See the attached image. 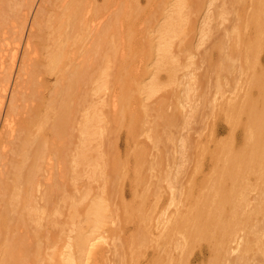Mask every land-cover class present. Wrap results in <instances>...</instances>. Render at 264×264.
<instances>
[{"label":"bare ground","instance_id":"1","mask_svg":"<svg viewBox=\"0 0 264 264\" xmlns=\"http://www.w3.org/2000/svg\"><path fill=\"white\" fill-rule=\"evenodd\" d=\"M94 1H96V0H94ZM87 2H88V0L87 1L86 0H0V50L1 51H3L4 49H6L7 47L10 46L11 35L13 36V38H11V40H13L15 43L14 50L16 49V47L18 49L19 46L21 45V42H22L24 36H25V32L28 31L27 29H30L29 30L30 32L28 34V38H27V41L25 44V48H24V54L22 55L23 58H21L19 71L17 73L15 81H14V77H13V72L15 70L16 62L18 59L17 58L18 52L13 50L15 53H14V55H12V58H11L12 59L11 66H10L11 68L8 67L9 70H7V71L4 70V69H7L4 67V64L6 62V61L4 62L5 58H3V55L2 56L0 55V76H1L0 77V206H1L0 211H2V212H0V214L2 215V217H0V221L2 222L0 224V237L2 236V239H3V237H5L4 238V244H2V245H5L4 248L1 249V246H0V249L2 250L0 252V254H1L0 264H12L9 262L12 261V256L14 254H16V255H14V258L17 259L16 261L19 260V263H17L14 259L13 264H111V259L107 255L108 250L106 249V246H104V245L108 243L107 239L110 237H112V239H114L113 240V243H114L116 237L118 238V234H117L119 232L118 230H120L122 228V227H118V225L114 226L115 223H118L117 221H120V220H118L120 215L118 214L117 209H113L111 207L112 206L111 205L112 199H114L112 197V195L114 193L118 192V189H119L118 185L116 184V182H117L116 180L120 174L119 171L122 168V166H121L122 164L120 165L119 158L116 156H115L116 157L115 159L113 157V161H112V159H110L112 161V165H113V167L111 168L112 171L110 172V170L108 169L109 172H107L109 175L111 174L109 177L111 180L106 177L107 176L106 173L104 174V175H106L105 176L106 179L110 180V188L107 189V187H103L102 190L99 192V191H94V189H91L90 187H86V193H85V196H86V214H85L84 218H82L83 219L82 221L84 224L81 223L82 225L74 227L76 234L73 237H68L67 240H65V238H64V239H61L58 241L56 237H54L53 235L50 236L48 234L50 237H48L49 239L47 240V242H48L47 245H49L48 249L50 251L45 246L47 249L46 251H49L47 253L45 251L46 257H42L43 251L41 252V248H42V250L44 248L40 247V246H42L43 243H42V245L40 244L41 242L39 243L38 240L40 238H38V240H37V237L35 236L36 233H34L36 240L34 241L33 239H31L32 242H30L31 240L28 237H25L26 240L24 239V237L15 239L14 238L15 235H13V234L16 232L12 233V231L16 230V228L18 231V228H19L16 226V228L14 229V227H12V224H14V223L15 224L18 223L20 225H21V223H23V225H21L23 227H24V223H25V226L28 227L27 223L39 222L38 217H40L41 212H46V210H47L46 208H44L45 207L44 205H47L49 207L48 209H51V210L53 209L52 213L53 214L55 213L54 207L53 208L51 207L52 203L55 204L54 202H52V197H53L52 195H54V192H56L55 189L53 188V186L55 185L54 184V180H55L54 178H56L55 177V175H56L55 169H56V166L59 163V161H61L60 164H62L64 166L65 161H63V159L66 160L65 159L66 155H67L66 152H68L69 150L70 151L72 150L71 148L67 149L66 148L67 145L68 144H70V145L75 144L71 140L72 137H75V134H73L71 132V130L74 128L73 127L74 124L77 123V122H75V120H76L75 118L77 115L79 116V119H78V116H77V119H78V122L80 121V123H79L80 128L77 125L76 126H77L78 131H80V133H78V134H80L79 136L81 138H80V140H78L77 146L75 147L77 150L74 149V152H72L73 151L72 150L71 153L74 154L75 151L77 153L78 147L80 145L79 141L81 142V145H80V149L77 153L78 156H76L77 160H75V164L77 166H80V168L82 166L86 165V167L81 168V169L85 168L84 170H86V169H89L90 164H93L96 162V161L93 162V160L97 159V157H95V159L90 158V154L92 153V150H94V148H92L91 145L89 146V144L86 143V140L89 139L93 133V131L91 132V130H92L91 126L94 124L93 123L94 121L92 119L94 117H92V116L88 117V119L86 120V112L83 113V111L80 110L82 112L81 114L79 113L81 115V117L77 113V112H79V109H81V108L82 109L84 108V110H86V106H85L86 104L83 105L82 107L80 106L81 108L79 106H78L79 108L78 107L76 108L73 105L76 102H78V100L80 98L82 101L81 105L85 102L84 100L86 97L85 96L86 93H85V95H83L84 91L81 90V87H82V89L84 87L85 92H86V88H85V85L83 83H86V81H87L86 75L88 74L90 76L89 72L88 73L86 72V71H88V70H86V65L88 63L87 64L83 63V62H82L83 64L81 63V61H87L86 58L88 57V56L86 57V46H87L86 45V34H88V33H86V28H88V27H86V23H87V26L89 23L88 20H87L88 22H86V18H87L86 13L88 12V10L86 9V7H88V6H86ZM129 2H131V4H132L133 1H129ZM162 2L164 3L166 1L161 0V3ZM176 2L178 3L177 0H176ZM235 2L236 1H234V3ZM263 2H264V0H254V2H253L254 3L253 4L254 9L251 10L253 12L250 11L252 18H253L252 19L253 23L248 22V24L251 23V25H253L252 28H254L253 34H255V37H254V39L252 37L251 42L246 45V50L248 52V56L250 55V53L252 54L251 56H254L253 52H255L258 49L257 47L260 46L259 43L264 42V18H263L264 17V7H263L264 3ZM120 3H121V1H120ZM120 3H118L119 6H121L123 4V3H121V5H120ZM125 3L126 2H124V7H125V5H127V7H125V8H128V9L124 10V12L126 11L128 13V10H130V9L132 11L133 10L131 7L132 5L130 3L129 4H127V3L125 4ZM198 3H199V1H198ZM234 3H232V4H234ZM243 3H246V2H243ZM92 4L93 3H91L90 5H92ZM150 4H151V2H150ZM167 4H169V3H167ZM236 4H237V2H236ZM90 5H89V7H90ZM163 5H165V3ZM169 5L171 6V4H169ZM229 5H230V3H229ZM92 6H94V5H92ZM128 6H130V7H128ZM148 6H149V4H148ZM172 6H171V8H173ZM122 7H120V9H119V7L117 9L115 8V10L116 11L119 10V12L124 14V15H129V17L127 16V20H129L128 23L130 22L129 25L131 26L132 23L130 20H131L132 16L130 15V11H129V14L124 13L123 10L121 12ZM124 7H123V9H124ZM137 7H135V10L138 11L139 9H137ZM150 7H152V5ZM187 7L188 6H186V8ZM193 7H194V5H193ZM232 7H233V5H232ZM243 7H242V9H243ZM93 8L94 7H92V9ZM99 8H101V7H99ZM99 8L96 7L97 11L95 10V12H97V13L99 12L98 14H100V12L103 10L102 8H101L102 10H100ZM103 8H104V6H103ZM105 8H106V6H105ZM177 8H178V6L174 9L177 10ZM246 8H245V11L246 10L248 11L249 8L248 7H246ZM92 9H91V11L88 12V14L92 15V13L94 12V10H92ZM98 9H99V11H98ZM165 9H167V8H164V10ZM178 9H180V8H178ZM89 10H90V8H89ZM135 10H134V12H135ZM168 10H170V9H168ZM181 10H178V11H181ZM194 10H195V8H194ZM194 10H193V12H194ZM116 11H114V12L119 13ZM103 12H105V13H103ZM147 12L148 11H146V13ZM174 12L175 11L173 10V13ZM101 13L106 14V11L104 10ZM120 13H119V15H122ZM159 13H160V10H159ZM183 13H185V12H183ZM191 13H192V10H191ZM30 14H32V18H33L32 22L29 21V18L31 19V17H29V16H31ZM160 14H162V13H160ZM90 15H88V16H90ZM111 15H114V14H111ZM119 15L116 16V14H115L114 16L110 17V19H109L110 22L105 21L108 23L107 25L109 28L108 27L105 28V26L103 25L104 22L100 23V24H102V26L106 30H108V29L110 30L112 28L113 31L108 30L109 33L110 32L114 33V31H115L114 29L116 27H117L116 29L119 31V29H118L119 26H116L118 24V22H117V24L115 23L116 20H118V21L120 20ZM98 16H97V18H98ZM140 16H141V14H140ZM163 16H164V14H163ZM248 16H250V15H248ZM101 17H102V14L100 16V19H101ZM124 17H126V16H124ZM124 17L122 16V18H121V19H123L122 21H125L126 18L124 19ZM179 17H181V16H179ZM179 17L177 18L178 21L182 20L181 19L182 17L180 19H179ZM111 18L115 19V20H112ZM128 18H130V19H128ZM169 18L170 17H168L166 19L164 18L166 20L164 22H168V24H166V26L164 24L165 28L163 27V24L159 23L162 26L161 28L162 29L164 28L162 33L164 34L163 36L165 38L164 39L162 38L161 41H163V40L167 41V40H165L166 34H168V36H170L169 34L172 35V33H173V35H174V33H177V31H180V28H178L179 30H177V27H179V26L178 25L176 26V24L180 25L182 23V21H179L180 22L179 23V22H177V19H172V21H171V18L170 19ZM91 19H92V17H91ZM162 19H163V17H162ZM206 19H207V17H206ZM139 20H141V19H139ZM173 20L176 22L173 23ZM241 20H242V18H241ZM100 21H98V22H100ZM111 21H115L114 23H115L116 27L113 25V23H111ZM133 21L134 20H132V22ZM250 21H251V19H250ZM126 22L127 21L124 22L125 25H126ZM146 22H148V21H146ZM161 22L164 23L163 21H161ZM119 23L122 24L121 27L124 26L123 23L121 22V20ZM140 23H142V22L140 21ZM105 25H106V23H105ZM129 25L127 26L128 28H129ZM182 25H183V23H182ZM98 26H99V28H98ZM100 26L101 25L98 24L97 28L92 27L93 31H94V29H99L98 32H97V30L95 32H93L96 34V36L94 34V36L96 38L93 40L97 41V44H98V42H101V40H102V42L103 41L106 42L107 40H105V38L106 37L108 38V36L110 37L109 39H110L111 45L114 46V43L116 41H118V42L120 41V43H121V40H120L121 38L119 39V36H118L121 31H119L118 34L112 33L115 37H117L116 39H118V40L112 39L113 42L115 41L114 43H112L111 37L113 35L110 36L108 31L105 30V33L108 35V36H105L106 34L102 33V32H104V30L102 31V29H101L102 26H101V28H100ZM242 26H245V25H242ZM247 26H249V25H247ZM113 27H114V29H113ZM121 27H120V29H121ZM133 27H134V24H133ZM133 27L131 26V28H133ZM161 28H158V31H160L158 33V35L162 34L161 30H160ZM92 30H91V33H92ZM144 30L146 31L145 28H144ZM88 31H89V29H88ZM118 31H115V33ZM122 31H124V29ZM130 31H132V29H130ZM133 31H134V29H133ZM125 32L126 31H124V33ZM126 33H128V32H126ZM134 33L135 32H133L132 35H134ZM152 33L154 35L155 32L153 31ZM122 34H123V32H122ZM122 34H121V37H122ZM142 34L140 33L138 35H142ZM102 36L104 37V39L103 38L100 39ZM114 36L112 38H114ZM126 37L127 38H125V36H124V37H122V39L125 38L126 40H129L128 35ZM148 37H149V35H148ZM156 37L160 39L161 36L160 37L156 36ZM129 38L131 39V36ZM133 38H135V37H133ZM170 38L171 37H169V39ZM125 39H123L124 43H125ZM148 39H150V38H148ZM252 39H253V41H252ZM152 40H154V39L152 38ZM13 41H12V43H13ZM154 41L156 43V40H154ZM157 41H158V39H157ZM87 42H89V41H87ZM110 42L108 40L106 43L109 45ZM148 42L152 43V41H150V40ZM94 43L96 44V42H94ZM155 43H153V44H155ZM165 43L166 42H164V44H162V45H164V47H159L158 49H157V46L160 45L159 42H158L156 47H153L154 45L149 44V43H148V45L152 46L153 49L156 48L157 51H159V53L160 52L162 53L161 55L163 56V58L167 59L168 57L170 58V56H167V55L171 54L170 53L171 50L169 51V54H167L168 53L167 50L169 49L167 47L171 43H170V41H167L166 44ZM244 44H245V42H244ZM117 45H121V44L117 43L115 46H117ZM129 45H130V43H129ZM131 45H130V47H131ZM138 45H140L139 42H138ZM166 45H167V47H166L167 49L165 48ZM261 45H263V44H261ZM101 46L99 45L100 48L99 47H94V48H95V50H101V48H104L103 46H106V45L104 44ZM140 47H138V48L141 49ZM145 48H146V46H145ZM148 48H147V50H149ZM255 48H257V49L255 50ZM40 49L43 52L42 56H40L42 58H40L39 56L34 58V55L38 54ZM109 49H110V47H109ZM116 49H118V47H116ZM132 49H133V47H132ZM10 50H11V48H10ZM91 50H93V49H91ZM95 50H93V51H95ZM107 50L108 49H106V53H107L106 56L111 57L108 55L109 54L111 55V52L113 50H115V48L113 47V49H111L112 51L109 52V54H108ZM150 50H152V49L150 48ZM133 51H134V49H133ZM89 52H90V50H89ZM125 52L126 51L124 50V53ZM135 52H137V51H135ZM138 52H139V50H138ZM149 52H151V51H148L147 54H149ZM152 52L155 53L156 51L152 50ZM130 53H132V51ZM256 53L257 52H255V55H256ZM242 54H243V52H242ZM119 55H120V53H119ZM137 55L138 54H136V56ZM154 55L156 56V54H154ZM154 55H152V56H154ZM157 55L158 56L156 57V59L162 58L161 56L159 57V54H157ZM4 56H6V55H4ZM121 56H122V54H121ZM246 56H247V54H246ZM112 57H114V56H112ZM142 57L143 56L141 55V57H139V58H142ZM148 57L150 58V56H148ZM254 57H256V56H254ZM38 58H40L41 62H39V60H38V62L36 61V59H38ZM119 58H121V57H119ZM127 58H129V57H127ZM132 58H136V57L134 56ZM146 58H147V56H146ZM171 58H173V60H174V57H171ZM218 58H220V57H218ZM116 59H118V58H115L114 60H116ZM142 59H144V58H142ZM158 59L154 63H156V62L159 63L161 59H159V62H158ZM164 59H163V61H165V63L162 62V65L160 64L161 66L158 65V66H160L159 67L160 69L163 68V66H166L165 65L166 63L170 64V65L173 64L170 62V61H172V59L171 60L169 59L170 63H168V60L166 61ZM232 59L234 60L235 58H232ZM232 59H230V60H232ZM237 59H238V57H237ZM121 60L122 59H120V61ZM154 60H155V58H154ZM252 60H256V59H252ZM34 61L36 63H34ZM124 61H126V60H124ZM127 61H126L125 66H127V70H128L129 69L128 67L130 65L127 64L128 63ZM132 61H130V62L132 63ZM176 62H177V59H176L175 63ZM91 63H92V60H91ZM143 63L145 64V62H143ZM227 63L229 64L230 62L227 61ZM108 64H110V63L108 62ZM228 64H226V65H228ZM231 64H232V62H231ZM250 64H248V65H250ZM102 65H104V64H102ZM91 66H89V67L91 68ZM107 66L108 65H106L105 67H102L103 69L101 68L102 70L100 69V72H98L99 74H97V75H99L101 82L103 80L106 81V79L108 78L107 76L109 75V73H108L107 69L109 67H107ZM112 66H110V67H112ZM118 66L122 68L123 65L120 66V64H119ZM131 66H130V68H131ZM134 66L135 65H133L132 67L134 68ZM151 66H149L150 69L148 68V66L145 67L148 70L144 69V71H146L145 72L146 76H147V74H151L150 78L151 77H153L152 79L155 78L154 82L150 81L151 82V83H149L150 86L146 85L147 87H149L148 89L150 91H152V90L154 91V88H156V86H157L155 81H157L156 78H158V76L155 77V75H152V74L155 72L158 73L157 72L158 67L155 68V66H156L155 65L154 70L156 69V71H153L152 70L153 68L151 69ZM176 66H177V64H176ZM239 66H240V64H239ZM258 66H260V65H258ZM168 67H169V65H168ZM171 67H170L171 71L174 69L177 70V68L172 69ZM230 67H232V65ZM243 67H245V65ZM99 68H100V66H99ZM121 68H120V70H118V72L120 71V73L123 72V70L121 71ZM166 68H167V66H166ZM166 68L164 71L166 72V74H168V72L170 70L167 71ZM240 68H241V66H240ZM117 69H118V67H117ZM224 69H228V68L225 67ZM230 69H233V68H230ZM127 70H126V72L128 73L129 70L128 71ZM140 70L141 69H139V71ZM176 70H174V71L176 72V76H177V71H179V69L177 71ZM221 70H222V68H221ZM245 70H247V69H245ZM91 71H92V73H94L93 70H91ZM131 71H129L130 75H127V73H126V76H128V77H126L124 75L125 72H124V74L122 73V75H123L122 79L120 78V73H117L118 75L115 76V78L117 77V79H116V81H113L112 84L114 83V86H115V83H116V85H117L116 88L118 87L116 92H115V95H113V99L115 96L117 97V98L115 97V100H116V105L118 108V110L116 109L117 111L114 110V113L116 112L115 113L116 115L120 113V114L125 116V118L127 120V122H126L127 135L130 139L131 138L134 139L139 133L138 125H139L142 117L144 116L145 113H147L148 110L147 109L146 110H142V109L140 110V108H135V107L132 108L131 107V106L135 105L136 101L139 99L138 95H141L142 92L145 91L144 86H143V82H141L142 78L139 80L136 79L138 74H136V78H135V75H133L134 72L132 71V73H131ZM171 71H170V74L171 73L175 74L174 71H172V72ZM226 71L227 70H225V72ZM252 71H254V70H252ZM111 72H112V70H111ZM235 72H237V69ZM240 72H241V69H240L239 73ZM96 73H97V71H96ZM141 73L144 74L143 72H141ZM213 73L215 74L217 72L213 71ZM250 73L251 72H249L248 74H250ZM170 74H168V75H170ZM173 74H171V76L168 78L173 79L172 77L175 76V75L173 76ZM218 74L219 73H217V78H218ZM245 74H247V72ZM252 74H253V76L249 80V84H248L249 89L247 87L248 90L246 89V91H244L245 94L242 95V97L240 96V98L238 100L236 98H232V99L230 98V100L225 102V104L223 105V109H221L223 111V114L225 113L224 119L226 118V120L230 124V133L229 134L231 136L230 137L228 136V138L225 140H221V141L216 140L217 142L216 143L214 142L215 145H214V148L212 149L213 151H211V149L209 151H204L202 149L204 153L206 152L205 155H208L205 157V159H207L211 163L210 165L212 167H211L210 171L212 174L210 172L209 173H210L211 178H213V180L210 179L211 182L209 180L210 183H208L207 180L204 179V180H206L207 183L205 182V184L202 186V183L199 184L200 182H198L199 185H197V186H198V188L200 187V189H199L200 191H201V189H203V190L205 189V191H207L208 193H204L205 191L202 192L203 191L202 190L201 191L202 195L200 193H199L200 195L197 194V195H199V200L196 197V198H194L195 201H193V202L191 201L192 203L189 201L190 205H188V206H190V207L186 208V209H188V211L186 210V213L184 211L182 214V212L179 211L180 213L177 212L176 213L177 215L175 214V217L172 216V217L168 218L167 216H164L168 219H166V221L164 223H161L160 228L157 227V231L158 230L159 231L156 233L153 232L152 230H149V228H147L148 227V226H146L148 224L147 223L146 225L144 224V227L142 225L139 226L140 228L138 229V234H136L137 237L135 236L136 238H134L132 236L131 237L129 236L126 238L124 236L126 239L123 237L124 238V240H123V239H121V237H119L118 239L120 241V245H116V243L112 244V246H113L112 254L114 256V260L112 259V261L113 262L115 261L114 264H123L121 261L117 262V259H119V258H117V256L124 253V251H125L124 247L125 246H127L129 248L131 246L130 250H131V256H132L133 261L130 264H222V262L224 263L225 261L226 262L228 261V263L230 264V261L232 260V258L234 256L233 253H236V255H237L234 258V260L236 262L239 260L243 261L244 258H246V260L251 258V256H249V254H251V252L254 249H255L254 253L251 254L252 260L256 259V258L253 259V254H255V256L260 255V256H262L261 258L264 259V223H263L264 220L262 221V219H261V216L264 218V70L261 69V70L255 71ZM228 75H229V72H228ZM25 76H26V78H25ZM27 76H29L30 79H27L28 78ZM110 76H111V74H110ZM91 77H92V75H91ZM143 77H145V76L143 75ZM93 78H94V76H93ZM96 78H98V76ZM53 79H54V81H52ZM113 79H114V77H113ZM171 79H169V80H171ZM94 80L96 81V79H94ZM176 80H178V79H175V81ZM171 81L170 82L168 81L169 84L171 83ZM50 82H52V84H50ZM30 83H31V85H29ZM144 83H145V81H144ZM82 84L84 86H82ZM219 84H218V86H219ZM12 86H13V88H12ZM104 86H105V84H104ZM223 86H224V84H223ZM218 89L219 88H217V90ZM27 90H29V91L27 92ZM101 90H102V88H101ZM77 92H81L83 94L82 95L79 94V98H78ZM146 92H147V90H146ZM237 96H239V95H236V97ZM76 97L78 100L76 99ZM75 99L77 101L73 102ZM58 100L59 101L61 100L60 105H58V103H60V102H58ZM114 103H115V101H114ZM131 103H133V105ZM161 103H164V102L161 101ZM140 104L141 103H139V105ZM75 105L77 106L80 104L78 102V104L76 103ZM73 106H74V108H73ZM76 109H78V110H76ZM155 110H156V108H155ZM179 112H181V111L179 110ZM3 113H5V115L2 117ZM163 113L164 112H162V114ZM75 114H77V115H75ZM160 114H159V116L157 114V116L160 117ZM173 115H178V113L173 111ZM120 116H119V118H120ZM161 116H163V115H161ZM178 117H179V115H178ZM242 117H244V119L246 120L245 123H244V119ZM167 118H166V120H167ZM120 120L122 121V118ZM166 120H165V122L168 123V125L174 123L173 120H170V119H169V121L168 120L166 121ZM77 129H75V130L77 131ZM236 129H240L243 131V134L239 136V137L242 136L241 140H239L238 137L236 138V133H235ZM67 130H68V132H67ZM66 132L67 133L70 132V134H67ZM233 133H235V134H233ZM61 134L62 135L63 134L64 135L65 134L71 135L72 137L70 136L71 138L70 139L68 138V141H71L74 144L70 143V142H67L68 144H63V141H61V139L63 140L65 137L64 138L60 137ZM86 136H87V138H86ZM235 139L236 140L238 139L239 141L237 140L238 141L237 142ZM187 140L188 139H185L186 142H187ZM59 141L61 144H59ZM65 141H67L66 138H65ZM70 145H68V147H70ZM65 148L67 149V151L65 150ZM207 152L209 154H207ZM136 153H135L136 157H135V165H134L135 166L134 168H136V170L134 169V171H136L135 172L136 174L134 173V178L138 182H141L142 178H140V177H141V173H142V170H141L142 164L141 163L139 164L138 162L144 158L145 152H144V150H139ZM204 153L202 154V156H204ZM64 155H65V157H64ZM118 156L120 157V155H118ZM98 159H99V157H98ZM120 159H122V158L120 157ZM108 160L109 159H107V161ZM207 160H205V161H207ZM90 161L93 163H90ZM201 161H203V159L199 161L200 162L199 164H201V166H202L203 162L201 163ZM106 162H105V164H106ZM94 165L95 164H93V166ZM96 165H97L96 167L94 166L96 169H98V167H101L100 165L98 166L97 163H96ZM62 168H64V167H60V169L62 170L61 173L64 172ZM77 168H79V167H77ZM124 168H125V166H124ZM202 168H204V167H202ZM73 169H74V167H73ZM106 169H107V166H106ZM196 169H199V166ZM74 170H76V169H74ZM74 170H73V172H74ZM69 171H70V169H69ZM103 171L105 172V170L102 169V173H103ZM199 171H200V169L196 172L200 173ZM201 171H204V169ZM46 172H47V178H45V180H47L46 183L48 185H47V187L44 188L41 180L45 176L43 178L40 176L45 174ZM121 172H122V170H121ZM123 172H124V169H123ZM95 173H93V174H95ZM97 173H96L95 177H97ZM169 173H168V176L170 178V175H172V174H169ZM201 174H203V173L201 172ZM256 174H257V176H256L257 183H255V184H257V185L255 186L252 183L253 182L252 179H255V178H253L254 177L253 175H256ZM62 175H64V173ZM121 175H123V174L121 173L120 176ZM175 175H174V177H177ZM89 176H90V174L88 175V177ZM165 176L167 177V175H165ZM64 177H65V175H64ZM123 177H125V176H123ZM195 177H193V178H195ZM204 177H206V176H204ZM40 178H42V179H40ZM169 178L167 177V179H169ZM193 178H192V180H194ZM207 178H209V177H207ZM119 179H122V177ZM139 179H141V180H139ZM172 179H174L173 183H175L176 182L175 178L172 177ZM45 180H43V182H45ZM56 180H55V182H56ZM62 180H60L61 186H59L61 188L63 186ZM108 180H107V182H108ZM170 180H171V178H170ZM256 180H255V182H256ZM196 182H197V180H196ZM202 182H204V181L202 180ZM168 183H170V187H172V190H173V187L175 186V184H173L171 182H168ZM56 184H57V182H56ZM108 184H109V182H108ZM180 184H182V183H180ZM189 184H191V182ZM103 185H105V184H103ZM254 186H255V188H254ZM195 187H193V188H195ZM56 188H57L56 190L58 192L61 191V190H58V187H56ZM175 188H174V190H175ZM193 190H195V189H193ZM255 190L258 191V193L255 194V192H253L254 193L253 195H255V196H253L252 191H255ZM61 192L59 194H61ZM189 192H192V189H189ZM134 193H135V191H134ZM172 193L175 194V192H172ZM190 194L193 195L194 193L193 194L190 193ZM190 194L188 193V195H190ZM85 196L83 198H85ZM134 196H136V195H134ZM146 199H147V195H146V197L144 195L143 200H141L140 205L137 207L138 209H136L134 212V213H138L137 218L140 217V220H144L143 215L145 216V214H143V215H141V214L143 213V209L146 208V206H147V200ZM190 199L191 198H189V200ZM194 199L192 198L191 200H194ZM196 200L198 202H196ZM42 201H43V204H42ZM172 201H173V199H172ZM42 205L44 206L43 208H42ZM41 208L45 211L41 210ZM55 209H56V207H55ZM40 210H41V212H40ZM75 210H76V207H75ZM39 212H40V214H39ZM52 213H51V216H53ZM184 213H185V215H184ZM79 214H80V211H79ZM135 215L133 214L132 217H136ZM80 217H78V219ZM240 219L246 221L247 223H244V221H242V223H240ZM146 220H147V217H146ZM46 223H48V222H46ZM57 223H59V222H57ZM244 224H245V229L247 228L246 227L247 225L252 227L253 233H255L254 236H251L250 232H252V231L246 232L247 230H244V228L242 227ZM253 224H255V225L252 226ZM51 225H52V223H51ZM54 225L56 226L57 224H54ZM2 226H6L5 229L3 228L5 232H3V230H2ZM158 226H159V224H158ZM31 227H32V225H31ZM254 227H255V229L257 228V230H255ZM12 228L14 230H12ZM35 229H38V228H35ZM51 229H53L52 230V233H53L54 228L51 227ZM20 230H21V228H20ZM38 230H37V232H38ZM135 231H137V230H135ZM28 232H29V230H28ZM32 232H33V230H32ZM242 232H243V234H242ZM11 233H12V235H11ZM39 233H40V231H39ZM119 234L121 235V233H119ZM18 235H19V232H18ZM20 236L21 235H19L18 237H20ZM38 237H41V233H40V236H38ZM32 238H34V237L32 236ZM118 239H117V242L119 243ZM130 239H131V244H130ZM161 239H164V241H165V239H167L166 240L167 243H168V240H171L174 243V246H176V248L179 250V252H178L179 257L178 258H177V255H176V258H173V255H172V260H174V261L176 260L175 263H170L172 261L169 260L170 261L169 262L166 258H160L162 256L157 257V255H160V253H162V250H164V249H161L158 247L162 246L161 245L162 243L165 246L167 244L163 241L159 245V241ZM1 241H3V240H1ZM202 241L203 242L205 241V242L203 243ZM12 242H14L13 244H15V248L17 250L16 249H14V250H16V252H13V251L9 252V250H10L9 246H10V244H12ZM196 243L198 244L197 250H200V252H196V246H195V245H197ZM202 243L206 244L204 246H205V249L207 248V253L209 255V257L206 256L207 258L204 256L205 253H203L204 249L202 248L203 247ZM199 245H202V247ZM165 246H164V248H165ZM133 248H136V250H134ZM162 248H163V246H162ZM159 250H161V251H159ZM109 252L111 253V247H110ZM164 252H165V250H164ZM231 254H232V256H231ZM9 256H11V260H10ZM168 256H169V254H168ZM115 257L117 259H115ZM140 257L142 258V260L140 259ZM165 260H167V261H165ZM232 262H233V260H232ZM248 263H249V261H248ZM253 263H255V262H253ZM239 264H241V263L239 262ZM242 264H243V262H242Z\"/></svg>","mask_w":264,"mask_h":264},{"label":"rangeland","instance_id":"2","mask_svg":"<svg viewBox=\"0 0 264 264\" xmlns=\"http://www.w3.org/2000/svg\"><path fill=\"white\" fill-rule=\"evenodd\" d=\"M120 1H121V3H123L122 5H121ZM129 1H133L134 3L132 2V4H131V2H129ZM129 1L128 0H126V1L125 0H108V1L107 0H96V1L88 0V2H87L86 6H88V7H86V9L88 10V12L91 11L92 7H94L95 9L94 8L92 9V10H94V12L92 11L93 12L92 15L88 14V12L86 13V17H87L86 22L89 21L88 26L86 23V27H88V28H86V33H88V34H86V45H87L86 46V57L88 56L86 58V60L88 62L87 61H81V63L83 62V63L89 64V65L88 64L86 65V70H88L86 72L87 73L89 72L90 76L86 73L87 74L86 76L88 78L86 77L87 81H86V83H83L85 85L86 92H85L84 87H83V89L81 87V90L84 91V94L81 93L82 91L77 92L78 98H79V94L85 95V93H86V95H85L86 97L84 100L86 103L83 101L84 103L81 105V102H82L81 98L78 100L76 97V99L78 100L80 105H77V106L75 105L76 103L78 104V102H76L77 101L76 99L73 101V102H76L73 105L77 108L78 106L82 107L83 105L86 104L85 105L86 110H84V108L82 109L80 107L81 109H79V112H77V113L81 114L82 113L81 111H83V113L86 112V120L88 119V117H91V116L94 117V118H92L94 121V122L92 121L94 123V124L92 123L93 127L91 126V128H92L91 132L93 131V133H92L91 137L89 138L90 140L89 139L86 140V143L89 144V146L91 145L92 148H94V150H92L93 154L90 152L91 153L90 158L95 159V157H97V159H98V157H99L98 160L97 159L93 160V162L96 161L95 163H93L91 161H90V163L95 164L94 165L95 167L97 166L96 165V163H97L98 166L100 165L101 167H98V169H96L93 166V164H90V167L88 166L89 169L84 170L85 168L84 169H81V168L86 167V165H84L80 168V166H77L75 164V160H77L76 156H78L77 153H78V151L80 149V145H81V142L79 141L80 145L78 147L77 153H76V151L74 154L71 153L72 150H73L72 152H74V149L77 150L75 147L77 146L78 140H80V138H81L79 136L80 134H78V133H80V131H78V129H77V126L78 127L80 126V124H79L80 121L78 122L79 116L77 114H75L78 116V119L76 116L75 119L77 121L75 120V122H77V123L74 124L73 129L74 130L77 129L78 132L76 130L74 131L73 129L72 130L70 129L71 132L73 134H75V137H72L71 135H66V134L60 135V137H62V138L65 137L67 140V141H65V138L63 140L61 139V141H63V144H68L67 142H70V143L74 142L75 144L74 143H73L74 145L71 144L72 146L70 144H68V145H70V147H68V145H67V147H66L67 149H70V148L72 149L71 151L69 150L68 152H66L67 149L65 148V150H66L65 152L67 153L65 159L67 161L63 159V161H65L64 166L62 164H60L61 161H59V163L57 164L56 169H55V174H56L55 177L56 178H54V179L55 180L57 179L56 180L57 184L54 180L55 185L53 186V188L55 189L56 192H54V195H52L53 196L52 202H54L55 204L52 203V205H51L52 208L54 207L55 213L53 214L52 213L53 209L52 210L48 209L49 207L47 205H44L45 207L42 205V208L44 207L47 210H46V212H41V210H43L41 208L40 212H41V214L42 213L43 214L41 215L39 212L40 217H38L39 218L38 219L39 222H37L38 224L35 222L27 223L28 227L25 226V223H24V227L21 226V225H23V223H21V225L18 223L12 224V227H14V229L16 228V226L19 227L18 231H17V228H16V230H14L12 228V230H14V231L11 230L12 233L16 232L13 234V235H15V237H14L15 239L24 237V239L26 240L25 237H28V238H30V240L33 239L35 241L36 240L35 236L37 237V240H38V238H40L38 240L39 243L41 242L40 243L41 245L43 243V245L40 247L44 248L43 250L41 248V252L43 251L42 257H46V253L50 251L48 249L49 245H47L48 244L47 240L49 239L48 237L53 235L54 237L57 238L58 241L61 239H64V238H65V240H67L68 237H73L76 234L74 227L84 224L82 221L83 220L82 218H84V216L86 214V196H85L86 187H90L91 189H94V191H99V192L102 190L103 187H107V189L110 188V180L111 179L109 177L111 174L109 175L107 172H109V170H110V172L112 171L111 168L113 167V165H112L113 157H114V159L116 157L119 158L120 165L122 164L121 165L122 166V168H121L122 172L120 169H119L120 170L119 172H120V174L121 173L123 174L121 176L119 174V176L116 180L117 181L116 184L118 185L119 189H118V192H116L112 195V197L114 199H112V202H111V205H112L111 207L113 209H117V212L120 215V217L118 218V220H120V221H117L119 224L115 223V225H114V226L118 225V227H122L120 230H118L119 231L117 233L118 238L121 237V239H123V240L125 237L127 238L129 236L136 238L137 237L136 234H138V229L140 228L139 226L142 225L144 227V224L146 225L147 223H148L146 225V226H148L147 228H149V230H152L153 232L156 233L159 231V230L157 231V227L160 228L161 223H164L166 221V219H168L172 216L175 217V214L177 212L180 213L179 211H181L182 214L184 211L186 213V210L188 211V209H186V208L190 207V206H188V205H190L189 201L190 202L195 201L194 198H196V197L199 200V195L205 191V189L204 190L201 189V191L203 190L201 192L199 190L200 187L198 188L197 185L202 183V186H203L205 184L206 180L208 183H210L211 180H213V178H211V176H210V173H211L210 169L212 166L210 165L211 163L207 159H205V157L208 155H205L206 152L204 153L203 150L209 151L211 149V151H213L212 149L214 148V145L217 141L225 140L228 138V136L229 137L231 136L229 134L230 133V124L226 120V118L224 119L225 113L223 114V111L221 110V109H223V105L225 104V102L230 100V98L231 99L236 98L238 100L240 98V96L242 97V95L245 94L244 91H246L247 87L249 89L248 84H249V80L253 76L252 73H254L255 71L261 70V69L264 70V42L259 43L260 46L258 45L259 46V47H257L258 49L255 48V50L257 49L255 51V52H257L256 55H255V52H253L254 56H256L257 58L254 56H251L252 55L251 53H250V55H249L250 57H249L248 52L246 50V45L251 42L252 37H253V39L255 37V34H253L254 33V28H252L253 25H251V23L248 24V22H252V19H253L252 15H251V12H253V11H251V10L254 9V7H253L254 0H177L178 3L176 2V0H174V1L173 0H165L166 2H164V3L166 6L163 5L164 4L163 2L161 3V0H135V1L129 0ZM162 1H164V0H162ZM198 1H199V3H198ZM234 1H236L237 4H236V2L234 3ZM242 1L246 2V3H243ZM124 2H126L127 4L130 3L132 5L131 7L133 10L132 11H131V9L128 10V13L126 11L124 12V10L128 9V8H125V7H127V5H125V7H124ZM150 2H151V4H150ZM231 2L234 4H232ZM91 3H93L92 5H94V6L90 5ZM118 3H120L121 6H119ZM167 3L171 4V6L173 5L172 6L173 8H171V6ZM229 3L231 6L229 5ZM148 4H149V6H148ZM89 5H90V7H89ZM151 5H152V7H150ZM176 5L180 9H178V8H177V10L174 9L177 7ZM193 5H194V7H193ZM232 5H233V7H232ZM98 6L101 7L103 10L101 8H99ZM103 6H104V8H103ZM105 6H106V8H105ZM122 6L124 7V9ZM134 6L137 7V9H139L138 10L139 12L137 10H135ZM186 6H188V7L186 8ZM96 7L102 11L105 10L106 14H103L105 12L101 13L102 11L100 12V14H98L99 12L98 13L95 12V10L97 11ZM118 7H119V9H120V7H122L121 12L123 10V12L126 14H129V11H130V15L132 16V17L130 16L131 17L130 21L132 23V25H131L132 27L134 24L133 28H131V26L129 25L130 22L128 23L129 20H127V16L129 17V15H124V14L120 13L119 10L116 11L115 8L117 9ZM128 7H130V6H128ZM239 7L241 9L243 7L244 10L243 9L241 10ZM246 7L249 8L248 11L247 10L245 11ZM263 7H264V4H263ZM89 8H90V10H89ZM164 8H167V9L164 10ZM194 8H195V10H194ZM99 9H98V11H99ZM168 9H170V10H168ZM172 9L175 12L176 11L177 12L173 13ZM134 10H135V12H134ZM159 10H160V13H162V14L159 13ZM178 10H181V11H178ZM191 10H192V13H191ZM193 10H194V12H193ZM114 11L119 12L122 15H119V13H115ZM146 11H148V12L146 13ZM183 12H185V13H183ZM94 13L95 14L97 13V14L95 15ZM101 14H102V17L100 19ZM111 14H114V15L116 14V16L119 15L121 22L125 26V27L124 26L121 27L122 24L119 23L120 20L119 21L116 20V22L111 21V23H113L114 26H115V23L117 24V22H118V24L116 26H119L118 29H119V31H121L120 34L118 35L119 39L121 38L120 39L121 43H120V41L119 42L114 41L115 43L112 41V39L118 40V39H116L117 37H115L113 35V34L119 33V31L116 29L117 27L115 26L116 28L114 29V27H113V29L115 31H118V32L115 33V31H114V33L113 32L109 33L110 30L111 31H113V30L111 27H110L111 29L109 30L108 29L109 27L107 25L108 23L105 22V21L110 22L109 21L110 17L114 16ZM140 14H141V16H140ZM163 14H164V16H163ZM30 15L31 16H29V17H31V19L29 18V21L32 22V19H33L32 14H30ZM88 15H90V16H88ZM248 15H250V16H248ZM97 16L99 19L97 18ZM122 16L123 17L126 16V17H124V19L126 18L125 21H127L126 25L128 24L129 28L132 29V31L134 29V31H133V32H135L134 35H132L133 32L130 31V29L127 27L128 25L126 26L124 24L125 21H122L123 20V19H121ZM179 16H181L182 18ZM91 17L94 21L91 19ZM162 17H163V19H162ZM168 17L171 18V21H172V19H177L178 17H179V19L181 18L182 20H179V21H182L183 25L181 23L180 24L182 26L181 27L179 24H176V26L177 25L179 26V27H177V30H179L178 28H180V31H177V33H174V35H173V33H172V35L169 34L170 36H168V34H166L165 40L170 41V43H171L168 47H167V45L165 46V48L166 47L169 48L167 50L168 51L167 54H169V51L171 50V52H170L171 54H169V55L166 54V55L170 56V58L174 57V60H173V58H171L172 61H170V62L173 64L170 65V64L166 63L165 65L167 66V68H166V66H163V68L160 69L159 67L162 65V62L165 63V61H163L164 58L161 55L162 53L161 52L159 53V51H157V49L159 47H164V45H162V44H164V42L167 43V41H164V40L161 41V39L165 38L163 36L164 34L162 33V31L165 28L166 24H168V22H164V21H166L165 19ZM206 17H207V19H206ZM240 17L242 18V20ZM248 17L251 19V21ZM128 19H130V18H128ZM139 19H141V20H139ZM112 20H115V19H112ZM132 20H134L133 21L134 23L132 22ZM98 21H100V22H98ZM140 21L142 23H140ZM146 21H148L149 23ZM161 21H163L164 23H162ZM179 21L177 19V22H179ZM103 22H104L103 25L105 26V28L108 27L107 29L109 31L106 30L102 26V24H100ZM175 22L176 21L173 20V23H175ZM105 23H106V25H105ZM159 23L163 24V27H164L163 29L161 28L162 26ZM96 24L97 25L99 24L102 26V28L100 26L102 31L104 30V32H102L100 30L102 33L106 34L105 33V30H106V31H108L110 36H112V35L114 36V38H112L113 36L111 37V41H112V43H114V46L111 45V42L109 39L110 37L106 34L105 36H108V38L106 37L105 40H107V41L109 40L110 44L108 45L106 43L107 41L102 42V40H101V42H98V44L100 43L99 44L100 46L105 44L106 46H103L104 48H101V50H95L94 47H99V45L97 44V41L93 40L96 38L95 37L96 34L93 32H95L96 30H97V32L99 31V29H94V31L92 30L94 27L97 28ZM164 24H165V26H164ZM241 24L245 25V26H242ZM247 25H249V26H247ZM120 27H121V29H120ZM98 28H99V26H98ZM144 28L146 29V31L144 30ZM158 28H161L160 29L161 33H162L161 35L160 34L158 35V33L160 32V31H158ZM88 29H89V31H88ZM123 29H124V31H126L128 33L125 32L126 33L125 34L124 31H122ZM27 30L28 31L25 32V36L21 42V45L19 46L20 49L19 48L17 49V47H16V49L14 50L15 43L13 40H11V38H13V36L11 35V37H10V46L11 47L6 46L7 48L6 47L5 48L7 50L6 49H4L3 51L0 50V55L1 56L3 55V58H5L4 62L6 61L4 64V67L7 68V69H4L6 71L9 70L8 67L11 66V61H12L11 58H12V55H14V53H15L14 51L18 52V54H17L18 59L16 62L15 70L13 72L14 81H15V78H16L17 73L19 71L21 58H23L22 55L24 54L25 44H26V41L28 38V34L30 32L29 31L30 29H27ZM91 30H92V33H91ZM153 31L156 34L154 33V35H153V33H152ZM122 32H123V34H122ZM140 33L141 34L143 33L144 35L143 34H142L143 36L138 35ZM94 34H95V36H94ZM121 34H122V37L125 36V38H127L126 36L128 35L129 40H126L125 38H123V39H125L126 44L123 42ZM148 35H149V37H148ZM130 36H131L132 40L134 39L133 41L129 38ZM132 36L135 38H133ZM156 36H158V37L161 36V37L159 39ZM169 37H171V38L169 39ZM102 38L104 39L103 36L100 39H102ZM148 38H150V39H148ZM152 38L154 40H156V43L154 40H152ZM157 39H158V41H157ZM253 39H252V41H253ZM149 40L152 41V43L148 42ZM12 41H13V43H12ZM87 41H89V42H87ZM94 42H96V44ZM128 42L130 43V45L133 43L131 45V47H130ZM138 42L140 45H138ZM158 42L160 44L159 46H157ZM244 42H245V44H244ZM117 43H119L121 45L115 46ZM148 43L154 45L153 47L157 46V49L156 48L153 49L152 46L148 45ZM153 43H155L156 45ZM261 44H263V45H261ZM145 46H146V48H145ZM109 47H110V49H109ZM113 47L115 48V50L112 51L111 49H113ZM116 47H118V49H116ZM132 47H133L134 51H133ZM138 47H140L141 49H139ZM10 48H11V50H10ZM147 48L149 50H147ZM150 48L152 50H155L156 52L155 53L152 52V50H150ZM91 49H93L95 51H93ZM106 49H108L107 50L108 54H109V52L112 51L111 55L110 54L108 55L111 57L106 56V54H107ZM89 50H90V52H89ZM124 50L126 51L125 53H124ZM138 50H139V52H138ZM131 51H132V53H130ZM135 51H137V52H135ZM148 51H151L152 53L149 52V54H147ZM114 52L115 53L117 52L116 53L117 55ZM242 52H243V54H242ZM119 53H120V55H119ZM42 54H43V52L40 49L38 54L34 55V58L37 56L40 57V56H42ZM121 54L123 57L121 56ZM136 54H138V55L136 56ZM140 54L143 56L142 58H144L145 60L142 58H139V57H141ZM144 54L147 56V58ZM154 54H156V56ZM157 54H159V57L161 56L163 58V59L159 58L162 60V61L160 60L161 63L159 62L158 58L157 59H158L159 63H157V62L154 63L157 60L156 59V57L158 56ZM246 54H247V56H246ZM4 55H6V56H4ZM152 55H154L155 57ZM112 56H114V57H112ZM118 56L121 58H119ZM134 56L136 58H132ZM148 56H150V58ZM127 57H129V58H127ZM218 57H220V58H218ZM237 57H238V59H237ZM40 58H42V57H40ZM40 58L36 59V61L38 62V60H39V62H41ZM113 58L114 59L118 58V59L114 60ZM154 58H155V60H154ZM170 58L168 57L167 59H164V60H166V61L168 60V63H170L169 62ZM232 58H235V59L233 60ZM120 59H122V60L120 61ZM123 59L126 61L128 60L127 64H129L130 66L131 65L136 66V67L134 66V68L131 66V68H130V66L128 65L129 66L128 70L131 71L133 69L132 71L134 72L133 75H135V78H136V74H138L139 77L137 76L136 79L139 80L142 78V81L141 80L140 81L143 82V86L145 89V91H143L141 95H138L139 99L136 101V104L133 105V103H131L133 105L131 107L132 108L133 107L140 108V110L141 109L142 110H146V109L148 110L147 113L144 114V116L142 117V119L138 125L139 133L134 139H132V138L130 139L127 135V131H126L127 120H126L125 116L120 114V113L117 115L115 114L116 112L114 113V110H116V109L118 110V108H117L116 100H115L116 96L113 99V95H115V92H116L118 87L116 88V86H117L116 83L114 86V83L112 84V82L116 81L117 77L115 78V76L118 75L117 73H120V71L118 72V70H120V68H121L118 66L119 64H120V66H122V65L124 66V67L122 66V68H121V71L123 70V72L120 73V78L122 79V76H123L122 73L124 74V72H125L124 75L126 76L127 66H125L126 61H124ZM176 59H177V62L175 63ZM230 59H232V60H230ZM252 59H256V60H252ZM91 60H92V63H91ZM129 60L130 61L133 60L132 63ZM227 61L230 62L229 63L230 65L227 63ZM108 62L110 64H108ZM143 62H145V64ZM231 62H232V64H231ZM34 63H36V62L34 61ZM238 63L240 64L241 68H240ZM102 64H104V65H102ZM176 64H177V66H176ZM226 64H228V65H226ZM248 64H250V65H248ZM106 65H108L107 67H109L107 69L109 75L107 76L108 77L107 79L105 78L106 81L103 80L102 81L103 83H102L100 78H99V75H97V74H99L98 72H100V69L102 67H105ZM158 65H160V66H158ZM168 65H169V67H168ZM231 65H232V67H230ZM242 65L243 66L245 65V67H243ZM258 65H260V66H258ZM89 66H91V68ZM99 66H100V68H99ZM110 66H112V67H110ZM147 66H148V68H149V66H151V69L153 68L152 69L153 71H156V69L154 70V66H155V68L158 67V70H157L158 73L155 72L156 74L155 73L152 74V75H155V77L158 76V78H156L157 81H155L157 86H156V88H154V91L153 90L150 91L148 89L149 87H147L148 85L150 86L149 83H151L152 81L154 82V80H155V78L152 79L153 77L150 78L151 74H147V76H146V74H145L146 71H144V69L148 70L147 68H145ZM117 67H118V69H117ZM170 67L172 69H174V68H177V70L179 69V71L174 69L177 71V76H176V72L174 70H172L175 72V74L171 73V74H173V76L175 75L174 77H172L173 79L168 78L171 76ZM225 67L228 69H224ZM165 68L167 69V71L170 70L168 72V74H170V75L166 74V72L164 71ZM221 68H222V70H221ZM230 68H233L234 70L230 69ZM139 69H141L142 71L141 70L140 71L143 72L144 74H142L139 71ZM236 69H237V72H235ZM240 69H241V72L239 73ZM245 69H247L248 71ZM91 70H93L94 73H92ZM111 70H112V72H111ZM225 70H227V71L225 72ZM252 70H254V71H252ZM96 71H97V73H96ZM129 71H128L127 75H130ZM132 71H131V73H132ZM213 71L219 73L218 78H217V73L214 74ZM228 72H229V75H228ZM246 72H247V74H245ZM249 72H251V73L248 74ZM110 74H111V76H110ZM91 75H92V77H91ZM143 75L146 78L143 77ZM93 76H94V78H93ZM97 76H98V78H96ZM27 77H28L27 79H30L29 76H27ZM113 77H114V79H113ZM126 77H128V76H126ZM25 78H26V76H25ZM94 79H96V81ZM169 79H171L172 81ZM175 79H178V80L175 81ZM167 80L169 82L171 81V83L169 84V82ZM52 81H54V79ZM144 81H145V83H144ZM222 83L224 84V86ZM50 84H52V82H50ZM83 84H82V86H84ZM104 84H105V86H104ZM218 84H219V86H218ZM29 85H31V83ZM100 87L102 88V90ZM12 88H13V86H12ZM217 88H219V89L217 90ZM146 90H147V92H146ZM28 91L29 90H27V92ZM236 95H239V96L236 97ZM113 100L115 101V103ZM161 101L164 103H161ZM58 102H60V103H58V105H60L61 100L60 101L58 100ZM139 103H141V104L139 105ZM74 106H73V108H74ZM155 108H156V110H155ZM76 110H78V109H76ZM179 110L181 112H179ZM156 111L157 112L159 111L161 114L159 112L157 113ZM173 111L177 112L179 117H178V115H173ZM162 112H164L166 115L164 113L162 114ZM157 114H158V116L160 114V117H158ZM4 115H5V113H3L2 117ZM161 115H163V116H161ZM119 116H120V118H119ZM80 117H81V115H80ZM167 117L170 120H173L174 123L168 125V123L165 122ZM121 118H122V121L120 120ZM168 118H167V120L169 121ZM242 118L244 119V117H242ZM245 122H246V120L244 119V123ZM67 132H68V130H67ZM235 133H236V138L238 137V139L241 140L242 136L241 137H239V136L243 134V131L240 129H236ZM235 133H233V134H235ZM67 134H70V132ZM70 136L72 137L71 140L73 142L68 141V138L69 139L71 138ZM86 138H87V136H86ZM185 139H188L187 142L185 141ZM59 144H61L60 141H59ZM139 150H144V152H145L144 158L138 162L139 164L140 163L142 164V167H141L142 173H141V177H140V178H142L141 182H138L134 178V173L136 172V171H134V169L136 170V168H134L135 167L134 166L135 165V157L137 154L136 152H138ZM203 153H204V156H202ZM117 154L120 155V157L122 159H120V157ZM207 154H209V153L207 152ZM64 157H65V155H64ZM107 159H109V160L107 161ZM110 159H112V161ZM202 159H203V161H201V163L203 162V165L201 166V164H199L200 163L199 161ZM205 160H207V161H205ZM105 162H106V164H105ZM106 166H107V169H106ZM124 166H125V168H124ZM198 166L200 169V171H199L200 173L196 172L199 170V169H196ZM60 167H64L62 169L64 171L63 173H64L66 178L64 177V175H62L63 173H61L62 170L60 169ZM73 167L76 170H74ZM77 167H79V168H77ZM202 167H204V168H202ZM69 169H70V171H69ZM102 169L105 170V172L103 171V173H102ZM123 169H124V172H123ZM203 169H204V171H201ZM73 170H74V172H73ZM95 170L98 173L100 171L101 172L98 174ZM94 171L97 173V177H95L96 173ZM201 172L203 174H201ZM93 173H95V174H93ZM105 173L107 176L104 175ZM168 173L172 174V175H170L171 180L168 176ZM89 174H90V176H89L90 178L88 177ZM165 175H167V177L169 179H167V177ZM174 175L177 177H174ZM105 176L107 178H109L110 180L106 179ZM123 176H125V177H123ZM171 176L173 178H175V180H176L175 183H173L174 179H172ZM192 176L193 177L196 176V177L193 178ZM204 176H206V177H204ZM253 176L252 177L255 179H252L253 180L252 183L256 186L257 184H255V183H257V180H256L257 174L253 175ZM40 177H42V178L44 177L43 179L42 178H40V179H42L41 181L43 183V187L44 188L47 187V185H48L46 183L47 180H45V178H47V172L45 174L41 175ZM121 177H122V179H119ZM191 177L194 180H192ZM207 177H209V178H207ZM200 178L204 182H202V180ZM59 179L64 180V181L62 180V185H63L62 188L59 187V186H61ZM204 179H206V180H204ZM43 180H45V182H43ZM107 180H108L109 184H108ZM139 180H141V179H139ZM196 180H197V182H196ZM209 180H210V182H209ZM255 180H256V182H255ZM168 182L175 184V186L173 187V190H172V187H170V183H168ZM190 182H191V184H189ZM198 182H200V183L198 184ZM180 183H182V184H180ZM103 184H105V185H103ZM255 186H254V188H255ZM56 187H58V190L62 191V192L60 191L61 194H59L60 192H58L56 190L57 189ZM193 187H195V188H193ZM174 188H175V190H174ZM189 189H192V192H189ZM193 189H195V190H193ZM134 191H135V193H134ZM172 192H175V194ZM253 192H255V194L258 193V191L255 190V191H252V195L254 194ZM188 193L189 194L194 193V194L193 195L190 194L192 196L191 197L190 195H188ZM204 193H208V192L205 191ZM197 194H199V195H197ZM134 195H136V196H134ZM144 195H145V197L147 195V199H146L147 200V206H146V208L143 209V213L141 214V215L145 214V216L143 215L144 220H140V217L137 218L138 213H134V212L136 209H138L137 207L140 205L141 200H143ZM84 196H85V198H83ZM253 196H255V195H253ZM189 198H191V199L193 198L194 200H191V199L189 200ZM172 199H173V201H172ZM196 202H198V201L196 200ZM42 204H43V201H42ZM55 207H56V209H55ZM75 207H76V210H75ZM0 210H1V206H0ZM43 211H45V210H43ZM79 211H80V214H79ZM0 212H2V211H0ZM50 212L53 214V216H51ZM185 213H184V215H185ZM133 214L134 215L136 214L135 215L136 217H132ZM164 216H167L168 218H166ZM0 217H2L1 214H0ZM78 217H80V218L78 219ZM146 217H147V220H146ZM261 219H262V221L264 220V218L262 216H261ZM242 221H244V220L240 219V223H242ZM46 222H48V223H46ZM57 222H59V223H57ZM1 223L2 222L0 221V224ZM51 223H52V225H51ZM244 223H247V222L244 221ZM263 223H264V221H263ZM54 224H57V225L55 226ZM158 224H159V226H158ZM31 225H32V227H31ZM254 225L255 224H253L252 226H254ZM5 227L6 226H2L3 232H5L4 231ZM51 227L54 228L53 233H52L53 229H51ZM242 227L244 228V230H247L246 232L252 231V232H250L251 236H254L255 233H253L252 227L247 225L246 226L247 228L245 229V224ZM20 228H21V230H20ZM35 228H38V229L40 228V229L38 230ZM254 229H255V227H254ZM28 230H29V232H28ZM32 230H33V232H32ZM37 230H38V232H37ZM135 230H137V231H135ZM255 230H257V228ZM39 231L41 233V237H38V236H40ZM18 232H19V235H21L20 237H18L19 236ZM12 233H11V235H12ZM34 233H36L35 236H34ZM119 233H121V235ZM242 234H243V232H242ZM32 236L34 238H32ZM4 238L5 237H3V239H2V236L0 237L1 249H3L5 246V245H2V244H4ZM118 238L116 237L115 242H114V243H116V245H120V241ZM117 239H118L119 243L117 242ZM131 239H130V244H131ZM1 240H3V241H1ZM113 240L114 239H112V237L108 238L107 239L108 243L104 245V246H106V249L108 250L107 255L111 259V264L115 263V261L114 262L112 261V259L114 260V256L112 254V249H113L112 244H114ZM161 240L159 241V245L161 242L164 241V239H161ZM166 240L167 239H165V241H164L165 243H167ZM30 242H32V240ZM13 243L14 242H12V244H10V246H9V249H10L9 252L10 251L16 252V250H17L15 248V244H13ZM161 245L163 246V248H162V246H159L158 248L164 249L165 252H164V250H162V253H160V255H157V257L162 256L160 258H166L168 261L169 260L172 261V262L169 261L170 263H175L176 260L175 261L172 260V255H173V258H176V255L178 258L179 257V253H178L179 250L176 248V246H174V243L171 240H168V243L166 244V246L163 245V243ZM204 245H206V244H203V247H202V245H199V246H201L204 249V251H203V253H205L204 256L209 257V255L207 253V248L205 249ZM45 246L47 247V249L49 251H46L47 249ZM164 246H165V248H164ZM195 246H196V252H200V250H197L198 244ZM110 247H111V253L109 252ZM130 248H131V246H130ZM130 248L127 246L124 247V250H125L124 253L117 256V258H119V259H117L115 257V259H117V262L121 261L123 264L132 263L133 260H132ZM1 249H0V252L2 251ZM14 249H16V250H14ZM133 249L136 250V248H133ZM254 250L251 252V254L254 253ZM45 251H46V253H45ZM159 251H161V250H159ZM167 253L169 254V256ZM251 254H249V256H251L250 259L246 260V258H244L245 260L243 259V261L239 260L236 262L234 260V258L237 255H236V253H233V255H234L232 258L233 262L231 260L230 264H239V262L241 264H242V262H243V264H249L250 262H251L250 264H264V259L261 258L262 256H260V255L255 256V254H253V259L256 258L257 260L256 259L252 260ZM14 255H16V254H14ZM14 255L12 256V261H10L9 263L13 264L14 259H15V261L17 260L16 258H14ZM231 256H232V254H231ZM0 257H1V254H0ZM9 258L11 260V256H9ZM140 259L142 260L141 257H140ZM167 260H165V261H167ZM248 261H249V263H248ZM16 262L19 263V260ZM253 262H255V263H253ZM222 264H229V263H228V261L227 262L225 261L224 263L222 262Z\"/></svg>","mask_w":264,"mask_h":264}]
</instances>
